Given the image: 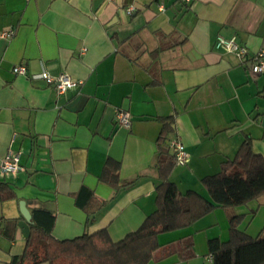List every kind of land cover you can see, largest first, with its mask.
<instances>
[{
    "label": "crops",
    "instance_id": "1",
    "mask_svg": "<svg viewBox=\"0 0 264 264\" xmlns=\"http://www.w3.org/2000/svg\"><path fill=\"white\" fill-rule=\"evenodd\" d=\"M159 1L0 0V163L13 153L23 168L0 169L16 196L0 201V264L25 252L22 201L31 216L55 215L59 240L107 229L118 241L136 231L156 210L160 119L173 120L166 145L179 139L190 155L170 177L183 193L211 200L202 180L248 140L264 156V75L215 47L219 36H236L250 56L264 50V0H166L163 12ZM18 64L27 75L14 74ZM42 71L78 84L59 94L31 78ZM118 110L130 113V128L116 123ZM115 163L119 187L101 180ZM229 215L244 216L240 231L257 237L264 196L161 234L150 264H212L208 242L229 240ZM189 244L195 256L180 258Z\"/></svg>",
    "mask_w": 264,
    "mask_h": 264
},
{
    "label": "trees",
    "instance_id": "2",
    "mask_svg": "<svg viewBox=\"0 0 264 264\" xmlns=\"http://www.w3.org/2000/svg\"><path fill=\"white\" fill-rule=\"evenodd\" d=\"M160 122L163 127L157 140L155 167L161 182L156 187V210L136 231L118 241L112 239L107 229L59 240L52 235L55 215L36 208L32 213L31 236L27 239L25 252L19 259L15 258L13 264H150L161 248L158 241L161 234L191 227L217 208L230 211L264 196V156L253 151L251 140L243 144L234 160L222 164L218 174L202 180L211 200L194 191L181 192L170 180L178 165L169 144L166 145L173 131V120L160 119ZM119 165L114 164L110 177L109 166H106L101 180L119 187ZM82 192L93 196L86 188ZM15 197L7 184L0 183L1 202ZM76 203L82 208L86 206L81 202V196L76 197ZM243 220L242 215H229V240L208 242L212 264H264V229L257 237H251L239 229ZM182 247L180 258L195 256L192 244Z\"/></svg>",
    "mask_w": 264,
    "mask_h": 264
},
{
    "label": "built area",
    "instance_id": "3",
    "mask_svg": "<svg viewBox=\"0 0 264 264\" xmlns=\"http://www.w3.org/2000/svg\"><path fill=\"white\" fill-rule=\"evenodd\" d=\"M184 6H188L191 0H174ZM159 10L161 12L166 10V0L159 1ZM134 9H129L132 12ZM15 35L14 29H8L1 33V37L12 39ZM215 47L218 50H225L234 54L243 64L247 65L253 75H264V50L256 55L250 56L247 48L237 41L236 36L226 38L219 36L216 40ZM13 72L16 75H27V68L25 65L18 64L13 67ZM34 80H44L48 85H52L59 94L64 93L67 89L75 87L78 82L74 81L67 75H60L58 77L51 76L48 72L42 71L37 75L31 77ZM116 123L124 128H130L132 124L131 115L127 111L118 110L116 113ZM169 148L175 157L178 166L187 164L190 160V155L186 151L184 144L179 139H173L169 143ZM0 169L3 173H17L23 170L20 165V157L13 153H8L0 163Z\"/></svg>",
    "mask_w": 264,
    "mask_h": 264
},
{
    "label": "water",
    "instance_id": "4",
    "mask_svg": "<svg viewBox=\"0 0 264 264\" xmlns=\"http://www.w3.org/2000/svg\"><path fill=\"white\" fill-rule=\"evenodd\" d=\"M20 209L24 220L19 222V227L22 231L24 238L28 239L31 236L30 223H32V216L31 213L28 211L26 203L24 201L20 203Z\"/></svg>",
    "mask_w": 264,
    "mask_h": 264
}]
</instances>
